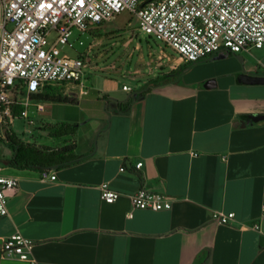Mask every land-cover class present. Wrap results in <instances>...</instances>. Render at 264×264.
Masks as SVG:
<instances>
[{"label": "crops", "instance_id": "0c3cea01", "mask_svg": "<svg viewBox=\"0 0 264 264\" xmlns=\"http://www.w3.org/2000/svg\"><path fill=\"white\" fill-rule=\"evenodd\" d=\"M149 55L148 78L131 92L104 75L126 73L113 63L83 84L32 92L73 102L19 96L10 125L0 123V166L18 180L0 215V250L20 232L35 241L38 264H264V119H251L264 113V46L195 62ZM128 72L137 81L145 74L139 65ZM62 122L77 124L68 141L48 135L47 124ZM7 129L38 145L73 142L79 159L44 182L40 170L12 164ZM103 182L121 193L116 201L101 198ZM140 188L164 193L172 207L133 208L129 195ZM215 211L235 217L217 223Z\"/></svg>", "mask_w": 264, "mask_h": 264}, {"label": "built area", "instance_id": "2783aa9c", "mask_svg": "<svg viewBox=\"0 0 264 264\" xmlns=\"http://www.w3.org/2000/svg\"><path fill=\"white\" fill-rule=\"evenodd\" d=\"M124 9L135 14L140 30L164 42L186 62L223 49L237 53L264 46V0H0V123L16 116L14 107L23 91L30 94L47 85L83 84L88 72L98 65L91 63L88 54H61L58 44L73 46V28L90 31ZM53 30L57 36L50 44L48 36ZM122 87L134 90L128 83ZM37 107L43 109L42 105ZM21 115L28 116V111ZM142 165L139 161L136 166ZM40 175L44 182L57 178L51 168L40 170ZM17 185V178L4 174L0 166V215L8 214L9 192ZM99 188L101 198L108 203L121 195L108 182ZM129 197L136 209L172 207L164 193L148 188H140ZM234 217V212L213 214V220L221 224ZM253 228L260 230V225ZM34 245L33 239L14 232L3 240L0 258L38 264Z\"/></svg>", "mask_w": 264, "mask_h": 264}, {"label": "rangeland", "instance_id": "374dc122", "mask_svg": "<svg viewBox=\"0 0 264 264\" xmlns=\"http://www.w3.org/2000/svg\"><path fill=\"white\" fill-rule=\"evenodd\" d=\"M57 33L55 30L51 31L48 36V42L51 44L55 41ZM132 38V42L128 46L123 42L128 38ZM69 44H58L61 54H67L71 57L79 56L80 54H88L93 65H111L115 63L116 69L123 66L126 73L118 74L107 70L104 75H109L121 82H126L131 85L140 84L148 78L149 65L146 62L150 59L149 51L157 56L161 51H165L168 56L178 54L171 48L165 45L161 40L156 39L154 36L144 33L137 26L135 14L128 9H124L116 14L113 19L102 22L101 24L93 27L90 31L82 32L78 28H73V34L70 37ZM93 44L90 49V45ZM141 48V50H140ZM139 55L143 56L144 61L139 63ZM203 59V58H202ZM165 57L164 61H167ZM140 66L145 74L138 79L132 72L136 66ZM99 69L98 67L96 68ZM102 74V73H101ZM27 92H21L25 94ZM18 94L16 95L18 99ZM10 125L7 121L6 126ZM22 122H17L16 127L18 130L22 129Z\"/></svg>", "mask_w": 264, "mask_h": 264}, {"label": "trees", "instance_id": "16d2710c", "mask_svg": "<svg viewBox=\"0 0 264 264\" xmlns=\"http://www.w3.org/2000/svg\"><path fill=\"white\" fill-rule=\"evenodd\" d=\"M183 69V67L181 68ZM51 88L52 85H47L44 88ZM36 96L42 100L57 101V102H73L74 100L61 95L50 94H32L30 97ZM129 103L125 104L126 106ZM48 135L55 138L57 141H68L63 137L75 135L77 132V124L62 122L57 124H47ZM6 137L9 145L14 151L12 164L21 168H32L42 170L44 168H60L67 166L79 159L75 153V144L65 143L58 147L48 145H38L32 142H26L21 139L14 131L7 129Z\"/></svg>", "mask_w": 264, "mask_h": 264}, {"label": "water", "instance_id": "95a60500", "mask_svg": "<svg viewBox=\"0 0 264 264\" xmlns=\"http://www.w3.org/2000/svg\"><path fill=\"white\" fill-rule=\"evenodd\" d=\"M252 120H260V119H264V113L263 114H259V115H252L251 116Z\"/></svg>", "mask_w": 264, "mask_h": 264}]
</instances>
